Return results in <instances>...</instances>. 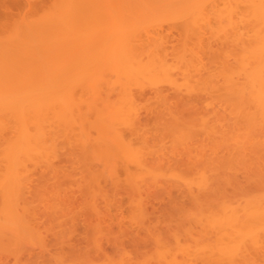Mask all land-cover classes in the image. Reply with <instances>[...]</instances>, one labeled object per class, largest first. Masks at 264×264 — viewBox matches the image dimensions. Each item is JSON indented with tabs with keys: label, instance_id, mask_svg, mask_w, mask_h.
I'll return each mask as SVG.
<instances>
[{
	"label": "bare ground",
	"instance_id": "obj_1",
	"mask_svg": "<svg viewBox=\"0 0 264 264\" xmlns=\"http://www.w3.org/2000/svg\"><path fill=\"white\" fill-rule=\"evenodd\" d=\"M4 1L0 253L43 242L40 203L54 218L68 215L72 182L81 187L93 215L100 212L98 197L108 202L111 194L104 181L128 188L127 197L132 192L142 196V186L161 182L208 206L201 207L197 219L207 238L203 233L205 239L180 242L174 249L163 245L159 264H258L264 253V0ZM9 4L28 9L19 8L20 14ZM142 102L154 115L149 127L140 118ZM240 170L255 176H249L254 178L250 185L261 183L262 190L242 195V201L218 197L224 185L239 182ZM49 184L54 186L51 193ZM120 190L115 193L122 194ZM134 198L129 200L132 220L150 222L143 220V202ZM72 213L68 216L73 220L78 215ZM93 222L88 221L94 233L86 242L89 247L92 240L99 243L103 230ZM53 227L50 232L63 241L67 230L59 233ZM94 250L100 252L96 246ZM92 253L90 260L96 257ZM72 255L76 261V253L68 259Z\"/></svg>",
	"mask_w": 264,
	"mask_h": 264
},
{
	"label": "rangeland",
	"instance_id": "obj_2",
	"mask_svg": "<svg viewBox=\"0 0 264 264\" xmlns=\"http://www.w3.org/2000/svg\"><path fill=\"white\" fill-rule=\"evenodd\" d=\"M5 1H8V3L9 2H13L12 0H5ZM4 1V2H5ZM22 1H24V0H22ZM5 3H7V2H5ZM7 3V4H8ZM16 4L18 5V3L16 2ZM10 5L11 4H9V7H10ZM12 5H13V3H12ZM11 5V7H13ZM27 4H25V6H26ZM28 6V5H27ZM27 6L26 7H21V8H24V11H26L25 9H28L27 8ZM17 6H15V8H16ZM15 8L13 7L12 9H14V10H12L13 12L15 11H19L21 8L20 7H18V8H16V10H15ZM20 8V9H19ZM2 9V8H1ZM0 9V15L1 14H3L4 13V10H1ZM11 10V9H10ZM21 12V10L19 11V13ZM21 13H24L23 12V10H22V12ZM20 13V14H21ZM16 14H18V12L16 13ZM173 38V37H172ZM174 40H176V39H174ZM173 40V41H174ZM172 40L170 41V42H173ZM175 42V41H174ZM170 49V48H169ZM169 93L170 94H173V92L172 91H169ZM147 105V103H143L142 102V104L140 105V108H141V114H140V118H141V120H143L142 122H143V124H145L147 127H149L151 124H153L154 123V115L151 113V112H149L148 111V105ZM146 112V113H145ZM147 113H148V115H147ZM145 118H146V120H145ZM151 122V123H150ZM167 144H169V142L167 143ZM71 169V168H70ZM34 172L36 173V174H38L39 176H41L42 175V173H43V171L42 172H40V171H38V170H34ZM34 173V175L36 176V174ZM37 175V176H38ZM238 176H237V178H239L238 180H239V182H237V183H234L233 184V186L231 185V184H226V186L224 185L223 187L225 188H223L222 187V189L220 190L221 192H219L217 195H218V197H220V198H224V199H228L229 201L231 200H233V201H242L243 200V198L241 199V197H242V195L245 197L246 196V194H253V193H257L258 191H260V190H262V188H263V186L261 185V183H260V186L258 185H254L253 186V184L255 183H253L252 184V186L250 185L253 181H254V178L252 179H250V177L249 176H251V177H255V176H253V175H250V173L249 172H247V171H243V170H240V171H238V174H237ZM35 177V178H39V177ZM76 176H79V174L77 173L76 174ZM52 181V180H51ZM68 181V180H67ZM34 182H36V181H34ZM53 182V181H52ZM251 182V183H250ZM68 183V182H67ZM66 183V184H67ZM104 183H105V185H104V187H106L107 188V193L109 192V193H111L110 194V196H109V194H108V202H107V200L106 199H104L102 196H99L98 197V199H97V208H98V210L100 211L99 212V214H94L93 215V213L91 212V210H89V207H87V204H86V200L84 201L83 200V198H85V195H83L82 196V193H83V191H81L80 189H81V187L79 188L78 186H77V182L75 181V182H72V184H71V189L70 188H68L69 186H66L68 189H70L69 191H68V198H69V208L71 209V211L72 212H74V210H75V212L74 213H72L71 211H69L70 213H72V214H74V216L75 215H78V216H76L75 218H73V220H72V217L71 216H68V215H64V216H62V217H59V218H54V215H52L50 212H48V210L49 209H46L45 208V205H44V202L42 201L41 203H40V214L43 216V218H42V216L40 217V219H39V224H40V221H42V224H40V225H43V226H40L39 227V229H40V231H41V233H43V234H45V235H43L42 234V241L43 242H41L40 244H28V245H25L24 247L22 246V248H19V249H5V248H2L1 249V253H0V264H50V260L52 259V258H54L56 261H55V264H63V261L65 262L64 264H74V262H75V264H110L111 262L113 263V264H125V262H126V264H128L129 263V261H130V264H139V262H140V264H151V263H153V264H159L161 261H160V258H159V252H161L160 250H162L163 249V245H166V246H170L171 248L173 247V249L174 248H176L177 246L176 245H178L180 242L181 243H183V244H193V243H195V240L194 239H196V238H198L197 240H202V238L203 239H205V238H207V236H206V234L204 233V231L202 230V228H201V226L200 225H198L199 224V222L197 221V219H198V215L200 214V212H202L203 211V209L201 208V207H207L208 206V202H203V204L201 203V202H198V201H196L195 199H193L191 196H189L188 194H186V192L183 190V189H180V188H178V187H176V186H172V185H169V184H167V183H158V184H152V186L154 185V187L156 188H151L152 186H150V185H144V186H142V189L141 190H143V191H145V193L146 194H144V192H141V195L142 196H140V193H139V195L137 196V195H135L133 192L130 194L129 193V195L131 196V197H129L130 199H127L128 197L126 196V195H128V188H126L125 186H119V188H117V187H113L114 185L111 183V182H109V181H104ZM249 183V184H248ZM69 184V183H68ZM161 184V185H160ZM237 184H239V186H240V188H242V187H244V190L243 189H239V186L237 185ZM257 184H258V182H257ZM70 185V184H69ZM113 185V186H112ZM50 186H52V184L50 185H48V187L49 188H47V190L49 189V191H50V193L51 192H53L54 191V186L53 187H50ZM147 186V187H146ZM242 186V187H241ZM256 186V187H255ZM79 189H78V188ZM151 189H154V190H151ZM167 187V188H166ZM259 187V188H258ZM112 188V189H111ZM169 188V189H168ZM246 188V189H245ZM75 189H77V190H75ZM116 189V190H115ZM118 189H121L120 191H121V193H122V190H123V193H124V195H123V193L122 194H116L117 192V190ZM149 189V191H147ZM166 189V190H165ZM228 189V190H227ZM112 190V191H111ZM124 190H125V192L127 193H125L124 192ZM140 190V191H141ZM172 190V191H171ZM226 190V191H225ZM242 190V191H241ZM247 190V191H246ZM72 191H77V192H75V193H72ZM79 191H80V194H79ZM152 191H153V193H152ZM174 191V192H173ZM240 191V192H239ZM246 191V192H245ZM112 192H116L115 193V197H114V194L112 193ZM151 192V193H150ZM177 192H178V194H180V196H182V197H180L179 198V195L177 194ZM229 192V193H228ZM49 192H48V194L47 195H49L50 194ZM76 193H77V195H76ZM150 193V194H149ZM227 193V195H225ZM79 194V195H78ZM175 194H176V196H175ZM222 194H224V195H222ZM228 194L229 195H231V196H229V198H228ZM75 195V196H74ZM112 195V196H111ZM118 195V196H117ZM120 195H121V197H120ZM124 197H123V196ZM149 196V197H147V196ZM186 195H188L187 196V198L185 197ZM239 195V196H238ZM50 196H51V194H50ZM50 196H49V198H50ZM77 196V197H76ZM140 196V197H139ZM169 196H171V197H169ZM117 197H119L118 199H119V201L121 202V204L118 202V200H117ZM135 197V198H134ZM190 197H191V199H190ZM51 198H52V196H51ZM113 198H114V200H113ZM116 198V199H115ZM132 198V199H131ZM133 198L134 199H138V201L139 200H141L142 202H143V204H142V206H143V209H144V213H145V216H144V218H143V220L145 221V219L146 220H148L149 221V219L151 220L150 222H143V223H137V222H135V221H133L132 220V218H131V216H130V213L131 212H129V211H131L132 210V208H133ZM183 198V199H182ZM53 199V198H52ZM80 201H79V200ZM123 199V200H122ZM178 199H180V200H178ZM185 199V200H184ZM239 199V200H238ZM82 200H83V202L84 203H82ZM106 200V201H105ZM122 200V201H121ZM129 200H131V201H129ZM171 200H173V201H171ZM176 200H178V201H176ZM182 200V202H180ZM191 200V201H190ZM71 201V202H70ZM79 201V202H78ZM77 202V203H76ZM81 202V203H80ZM100 202V203H99ZM110 202H111V205H110ZM117 202V203H116ZM131 202V203H130ZM141 202V203H142ZM146 202H147V204H146ZM72 203V204H71ZM76 203V204H75ZM102 203V204H101ZM104 203V204H103ZM130 203V205H128ZM178 203H183L182 205H180V207H179V205H178ZM199 203V204H198ZM81 204V205H80ZM98 204H100V205H98ZM151 204H152V206H151ZM189 204H191L192 206H190ZM105 205V206H104ZM117 205H119V207H117ZM184 205V206H183ZM71 206V207H70ZM75 206H77V207H75ZM124 206V208L125 209H123L122 207ZM146 206H147V208H146ZM149 206V207H148ZM151 206V207H150ZM184 208H183V207ZM187 206H189V207H187ZM183 209H182V208ZM187 209H186V208ZM191 207H192V209H191ZM195 207V208H194ZM203 207V208H204ZM80 208V209H79ZM101 208H104V209H102V212H101ZM109 208V209H108ZM120 208V209H119ZM129 208H130V210H129ZM180 208V209H179ZM191 209V211L190 210H188V209ZM74 209V210H73ZM78 211H77V210ZM87 209L90 211H87ZM107 209V210H106ZM153 209V210H152ZM194 209H196V210H194ZM47 210V211H46ZM123 210V211H122ZM126 210V212H127V214H126V212L124 213V211ZM181 210V211H180ZM182 210H185V212L184 211H182ZM193 210V211H192ZM85 211H87V212H85ZM104 211L106 212V211H108L107 213L108 214H106V213H104ZM113 211V212H112ZM120 211H122V212H120ZM199 211V212H198ZM76 212H77V214H76ZM78 212H80L79 214H78ZM85 212V213H84ZM100 213H104V216H102V215H100ZM121 213H122V216H119V215H121ZM124 213V214H123ZM193 213V214H192ZM45 214V215H44ZM109 214H111V216L109 215ZM115 214V215H114ZM119 214V215H118ZM47 215V216H46ZM86 215H87V217H90L91 218V221L93 222V223H100V226L103 228V233H102V231L99 233V239H98V241H99V243H95V241L94 240H92V243L90 244V247L88 246V244L86 243L87 241L89 242V240L88 239H93L92 238V236L94 235V233H93V228H90V227H92V226H88L89 225V223H88V221L90 220V218L87 220L86 219ZM89 215V216H88ZM96 215V216H95ZM112 215H114V216H112ZM120 217V219H119V217ZM126 216V215H128V218H126V217H124V216ZM167 215V216H166ZM176 215V216H175ZM51 216H52V218H51ZM65 216H67L68 218H66ZM99 216V218H97ZM102 216V217H101ZM167 218H166V217ZM171 216V217H170ZM173 216H175V217H173ZM185 216H187V218L185 217ZM48 217V219H46V218ZM65 217V218H64ZM77 217H79V218H81V219H83V220H79ZM100 217H101V219H100ZM105 217V218H104ZM113 217V218H112ZM51 218V219H50ZM122 218V219H121ZM58 219V220H57ZM93 219V220H92ZM98 219V220H97ZM99 219H100V221L103 223V222H105L106 221V223H103V224H107V225H103L101 222H99ZM111 219V220H110ZM124 219V220H123ZM191 219V221H189ZM69 220H72V221H70L69 222ZM86 220H87V223H86ZM105 220V221H104ZM114 220V221H113ZM121 220V221H120ZM47 221V222H46ZM112 221V222H111ZM116 221V222H115ZM117 221H119V222H117ZM124 221V222H123ZM132 222V223H129V222ZM193 221H194V225H192L193 224ZM45 222H46V225H45ZM78 222H82V224H79ZM109 222H111L112 223V225H111V223H109ZM124 224H123V223ZM156 222V223H155ZM53 223H54V225H53ZM57 223V224H56ZM86 223V224H85ZM116 223L118 224V226H120L119 228L121 229L122 228V230L124 231V233H122V232H120V231H122V230H119L118 229V226L116 225ZM130 225H128V224ZM133 223H134V225H133ZM146 223H148V225H146ZM149 223H151V225L152 226H150L149 225ZM182 223V224H181ZM64 224H66V225H64ZM70 224V225H69ZM73 224V225H72ZM92 224V223H91ZM90 224V225H91ZM110 226H109V225ZM120 224V225H119ZM127 224V225H126ZM62 225L64 226V228L62 227ZM123 225H125V226H123ZM185 225V226H184ZM186 225H187V227H186ZM192 225V226H191ZM197 225H198V227H197ZM45 226H47V227H45ZM52 226H54L53 227V230L55 229V227H57L56 229H55V232H57V229H58V232L61 230V229H65V230H67L66 232H64V240L63 241H58V238H57V236H55V235H59V234H57V233H55L54 234V232L53 233H51L52 232ZM67 228H66V227ZM106 226V227H105ZM124 228H123V227ZM135 226V227H134ZM158 227V228H156V227ZM177 226V228H175ZM182 226V227H181ZM196 227V228H194L193 229V227ZM69 227V228H68ZM83 227V228H82ZM117 227V230H118V232H117V230L115 229V228ZM130 229H129V228ZM132 227V228H131ZM134 227V228H133ZM151 227V228H150ZM181 227V228H180ZM45 228H49V229H45ZM75 228H79V229H77V230H81V232H79V231H77L76 232V229ZM113 228V229H112ZM190 228V229H189ZM85 229H87L88 231H89V233L91 234H89V233H87L88 231L86 230L85 231ZM108 229V230H107ZM111 229V230H110ZM143 230L144 231V233L146 232L147 233V236L148 235H151L150 237H147L146 236V233H145V236H144V234H143V231H140V230ZM152 230V232H150L151 230ZM156 230L155 232H157V234L156 233H153L154 232V230ZM159 229V230H158ZM48 230V231H47ZM72 230V231H71ZM83 230L86 232V233H82L83 232ZM110 230V231H109ZM115 232H114V231ZM129 232H128V231ZM178 230H179V233H178ZM47 233H46V232ZM51 231V232H50ZM196 231V232H195ZM45 232V233H44ZM74 232V233H73ZM79 232V233H78ZM110 232H112V233H110ZM131 232H134V233H132V235L133 234H135V235H131ZM181 232V233H180ZM184 232L187 234V236L189 237H191L192 239H193V241L194 242H191V238L189 237V239L187 238V236L185 237V235H184ZM198 232V233H197ZM200 232V233H199ZM60 233V232H59ZM72 233V234H71ZM114 233V234H113ZM115 233H117V234H119V236H120V234L122 233L123 235H121L120 237H122L121 239H120V237L118 238L117 237V235H116V237L114 236L115 235ZM149 233H151V234H149ZM154 235H153V234ZM159 233V234H158ZM178 235H176V234ZM194 233V234H193ZM203 233H204V235L206 236L205 238H204V236H202L203 235ZM51 236H50V235ZM70 234L72 235V237H69L70 236ZM125 234V235H124ZM182 235V238H181V235ZM50 237H49V236ZM53 235V236H52ZM107 235V236H106ZM152 235H153V237H152ZM157 235V236H156ZM167 235V236H166ZM177 237H176V236ZM180 235V236H179ZM196 235V236H195ZM48 236V237H47ZM66 236H68L67 238H66ZM136 236V237H135ZM143 236V237H142ZM46 237V238H45ZM51 237L52 238H54V242H55V240H56V248H55V244H54V242H53V244L51 243L53 240H51V242H49V243H47V241H49L50 239H51ZM76 237V238H75ZM105 237V238H104ZM135 237V238H134ZM144 237H146V238H144ZM151 237H152V240H151ZM159 238V239H157V238ZM167 237H169L168 239H166ZM184 237L186 238V239H184ZM74 238V239H73ZM145 240H144V239ZM163 238H165V239H163ZM172 239L171 241L169 240V239ZM179 238V239H178ZM49 239V240H48ZM74 241L73 242V244H71L70 242H72V240ZM107 240V241H105V240ZM124 239H126V240H124ZM157 239V240H156ZM163 239V240H162ZM187 239L189 240V241H187ZM86 240V241H85ZM147 240L149 241L148 243H147ZM158 240H160V241H158ZM185 242H184V241ZM209 240V239H208ZM46 241V242H45ZM68 241V242H67ZM111 241V244L109 243ZM158 241V242H157ZM45 242V243H44ZM57 242H58V244H57ZM91 242V241H90ZM113 242H114V245H113ZM116 242H117V246L115 247V244H116ZM160 242V243H159ZM162 242H164V244L162 243ZM190 242V243H189ZM44 243V244H43ZM71 244V246H70V244ZM75 243H76V245H75ZM93 243H94V245H93ZM126 243V244H125ZM156 243H157V245H156ZM60 244V245H59ZM158 244L160 245V246H158ZM43 245V246H42ZM48 245H50V247L48 246ZM54 247H53V246ZM67 245H69L70 247H68ZM93 247H92V246ZM60 246H61V248H60ZM72 246H75L74 248H72ZM94 246H96V248L97 249H99L98 251H100L99 253H97V251H95L94 250ZM126 246V247H125ZM168 246V247H169ZM47 247V248H46ZM52 247V249H50ZM105 247V248H104ZM124 247V248H123ZM77 249V250H73V249ZM160 248V249H159ZM61 249H62V251H61ZM90 249H92V250H90ZM126 249V250H125ZM17 250V251H16ZM18 250H19V252H18ZM27 250V251H26ZM57 250H59V252L61 251V254H59V253H56V254H58L57 256L58 257H56V255L54 256V252H57ZM69 250V251H68ZM122 250V251H121ZM152 250H153V252H152ZM22 251H23V253H22ZM65 254H64V253ZM91 252H93L92 253V256H94V254L96 255V261L95 260H93V259H95V258H93L92 257V260H90L91 259V255H90V253ZM118 252H120V255H119V253ZM122 252V253H121ZM17 253H19V255L17 254ZM70 253V255H71V253L73 254H75L76 253V255H78V258H77V256H76V258H75V260L76 261H74V256L75 255H72L71 256V258H72V260H70V259H68V257L70 256V255H68ZM100 253H104V254H106V256L104 255L103 257L101 256V254ZM17 254V255H16ZM99 254H100V256H101V261L99 262ZM111 254V255H110ZM129 254V256H127L126 257V255H128ZM51 255H52V257H51ZM79 255H80V258H79ZM150 255V256H149ZM152 255V256H151ZM156 255H158V256H156ZM67 257V261L65 260L66 259V257ZM107 256H108V259H107ZM114 256H116V257H114ZM120 256V257H119ZM122 256H123V258H122ZM133 256V257H132ZM178 256H182V254L181 253H178ZM105 257H106V260H104L105 259ZM112 257V258H111ZM51 258V259H50ZM63 258H64V260H63ZM88 258H89V260H88ZM104 258V259H103ZM149 259V260H148ZM57 260H58V262H57ZM60 260H62V262L60 261ZM69 260H70V262L71 263H69ZM115 260H118L119 261V263H117L118 261H115ZM128 260V261H127ZM147 260V261H146ZM258 260V259H257ZM79 261V262H78ZM124 263H123V262ZM201 262H199L198 260H195L194 262H195V264L196 263H202V264H204V262H202V260H200ZM53 261L51 260V264H53L52 263ZM61 262V263H60ZM76 262H78V263H76ZM261 262H262V264H264V253H260V257H259V262H258V264L260 263L261 264ZM111 263V264H112Z\"/></svg>",
	"mask_w": 264,
	"mask_h": 264
}]
</instances>
